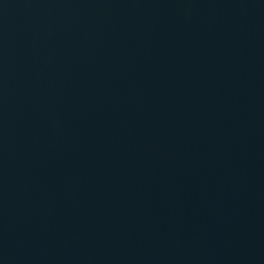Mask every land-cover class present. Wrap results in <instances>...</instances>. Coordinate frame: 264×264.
<instances>
[{
    "label": "water",
    "instance_id": "95a60500",
    "mask_svg": "<svg viewBox=\"0 0 264 264\" xmlns=\"http://www.w3.org/2000/svg\"><path fill=\"white\" fill-rule=\"evenodd\" d=\"M216 0H0V264H154Z\"/></svg>",
    "mask_w": 264,
    "mask_h": 264
}]
</instances>
